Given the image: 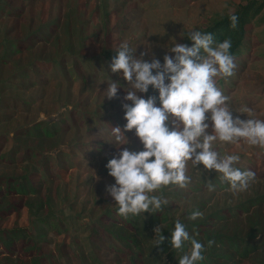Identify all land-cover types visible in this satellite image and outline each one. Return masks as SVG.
Here are the masks:
<instances>
[{"label": "rangeland", "instance_id": "rangeland-1", "mask_svg": "<svg viewBox=\"0 0 264 264\" xmlns=\"http://www.w3.org/2000/svg\"><path fill=\"white\" fill-rule=\"evenodd\" d=\"M102 1L27 0L17 4L32 21L16 22L17 18L4 9L8 1L0 0V178L18 183L31 181L38 192L32 197L34 208L25 207L13 213L4 219L3 228L26 229V235L42 247L43 257H53L55 264H60L58 260L61 264H74L69 256L85 251L87 234L96 230L92 223L99 224L98 218L107 207H118L106 192V186L115 183L106 165L118 155L116 145L111 143V128L123 129L126 125L122 104L131 101L123 100L127 81L122 74L111 72L113 58L108 50L115 57L119 45L127 42L138 57L147 52L144 59L150 62L154 53L163 63L165 54L175 56L168 50L176 42L186 44L184 38L189 32L204 30L219 16L233 14L247 2L107 0L111 15L102 21L96 12ZM51 22L63 27L58 36L51 31ZM20 23L22 28L17 30ZM38 28L45 34L39 33ZM249 28L253 47H245L243 70L228 85L230 103L234 116L264 119V23ZM31 32L34 41L43 40L37 37L49 39L43 40L44 44L26 41L31 47L29 52L13 51L14 45ZM107 32L112 38L104 50L105 43L98 39L106 41ZM221 78H217L218 87ZM112 80L119 82L121 88L117 97L109 100L104 92ZM139 95L158 97L159 93H154L150 86L147 94ZM110 102L117 108L111 109ZM99 106L102 111L97 113ZM245 107L252 111L240 114L239 110ZM61 108L65 110L59 111ZM42 113L48 117L46 120H39ZM53 113L58 115L53 117ZM108 116L112 122L93 132L99 128L95 127L97 119ZM42 132L53 136L37 138ZM125 135L131 143L121 148L143 150L135 130ZM214 147L222 154L240 155L236 166L255 172V180L246 191L234 193L221 174L205 170L202 164L198 170L189 163L187 174L192 182L188 188L168 186L155 193L168 200L164 208L169 218L184 223L186 213L233 208L264 194V148L243 140L218 141ZM209 183L215 186L214 190H209ZM47 192L51 199L48 215L47 208L39 210L37 205ZM1 206L4 203L0 200ZM78 241L83 245H78ZM62 244L72 247L70 254L60 259L64 255L60 250ZM104 257L110 259L111 254L105 253ZM26 262L30 264L32 259L19 264ZM0 264H5L1 255Z\"/></svg>", "mask_w": 264, "mask_h": 264}, {"label": "clouds", "instance_id": "clouds-1", "mask_svg": "<svg viewBox=\"0 0 264 264\" xmlns=\"http://www.w3.org/2000/svg\"><path fill=\"white\" fill-rule=\"evenodd\" d=\"M231 26L237 27L238 17L230 14ZM187 44L176 42L169 50L175 56L165 54L163 63L153 53L151 61L144 59L148 53L138 57L127 42L119 45L110 68L112 73L122 74L127 81L126 95L122 108L126 125L111 128L113 144L118 155L106 165L115 183L106 186V192L118 205L119 215L127 218L141 213L162 212L168 200L157 195L168 186L186 189L192 182L188 175V165L205 170H215L231 190L246 191L256 174L252 170H241L236 165L238 154H222L214 145L219 142L238 143L264 148V119H241L234 116L231 97L218 87V77H231L236 69L235 57L231 54L232 41L225 39L215 42L213 34L193 30L188 33ZM156 95L144 98L149 87ZM120 83H108L105 97L116 98ZM159 102V106H157ZM61 108L59 111H64ZM249 108H241L240 114L250 113ZM237 113V112H236ZM58 113H53V117ZM43 113L39 120H46ZM211 129V131H210ZM135 130V135L143 145L136 151L121 146L131 143L126 132ZM154 158V159H153ZM209 190L215 186L208 185ZM199 210L192 212L190 220L201 218ZM158 237L156 246L166 237L162 227L155 229ZM195 231V229H193ZM172 248L183 251L186 244L190 250L179 259V264H199L205 260V245L187 230L180 219L175 221L170 240ZM215 241H208L211 247Z\"/></svg>", "mask_w": 264, "mask_h": 264}, {"label": "trees", "instance_id": "trees-1", "mask_svg": "<svg viewBox=\"0 0 264 264\" xmlns=\"http://www.w3.org/2000/svg\"><path fill=\"white\" fill-rule=\"evenodd\" d=\"M5 11L16 19V22L27 21L31 18L26 12L18 6L17 3L27 0H7ZM8 4H12L9 6ZM110 1L103 0L97 5L96 12L102 21L109 19L111 15ZM264 0H247V2L239 6L233 13L238 17L237 27L231 26L230 14L219 16L211 25L206 27L202 32L213 34L215 42H223L225 39L232 41L230 49L231 54L235 57L236 69L234 75L227 78H221L219 87L229 95L231 88L229 83L234 82L237 75L243 70L242 56L245 47H253L252 38L249 40V32L252 24L255 26L264 23ZM22 25L19 24L17 30H21ZM51 31L61 32L62 26L57 22L50 23ZM39 33H43L42 28H38ZM16 32V29H14ZM108 31V30H107ZM104 37V31L102 32ZM105 48H108L111 42V34L106 33ZM257 37V34H256ZM34 33L31 32L26 39L20 40L15 44L13 51L18 54L29 52L31 42L44 44L48 41L45 38L34 41ZM84 38L83 41H86ZM186 44L191 47L193 42L188 39V34L184 38ZM28 41V44L26 43ZM82 41V42H83ZM256 41V40H255ZM30 42V43H29ZM103 47V46H102ZM103 50V52H104ZM110 58L111 50H108ZM107 59H109L106 56ZM219 81V80H218ZM122 89L120 93H123ZM109 107L116 104H108ZM101 106L96 108V112H100ZM106 109V108H105ZM103 109V113H105ZM96 130L98 132L102 127H106V122H111V117L98 118ZM100 120V122H99ZM91 131V130H90ZM53 134L50 132H42L37 138H50ZM105 147V145H104ZM31 181L18 183L13 179L0 178V200L4 206L0 207V255L4 257L5 264H19L22 260L32 259L30 264H55L53 257H43L42 247L37 246L31 238L26 235V229L22 228H3L4 219L8 218L15 212L34 208L32 197L38 193L37 189L31 184ZM43 199L37 204L38 209L47 208V215L50 213L51 199L46 194H42ZM203 213L201 218L190 220L188 217L192 213L185 214L184 224L187 226L189 233L205 245V260L199 264H264V194L256 197L248 198L233 208L218 210H199ZM99 224L92 223L96 228L95 233L89 232L84 244L85 251L76 252L69 256L74 264H179L180 257L190 250L191 245L186 244L183 251L172 248L171 232L174 230L175 221L169 218L166 209L163 206L162 212L141 213L140 215H129L127 218L119 215L118 207L107 209L98 218ZM162 227V234L166 237L165 241L156 246L158 237H156L154 229L157 226ZM195 229V231H193ZM215 241L209 247L208 241ZM78 245H83L79 241ZM71 244L60 245L63 250L60 259L71 252ZM111 254L109 259L104 254ZM51 257V258H50ZM72 257V258H71ZM109 259V260H108ZM61 264L60 260H58ZM26 262L25 264H28Z\"/></svg>", "mask_w": 264, "mask_h": 264}, {"label": "crops", "instance_id": "crops-1", "mask_svg": "<svg viewBox=\"0 0 264 264\" xmlns=\"http://www.w3.org/2000/svg\"><path fill=\"white\" fill-rule=\"evenodd\" d=\"M112 122V121H111ZM110 121H107L106 123H111Z\"/></svg>", "mask_w": 264, "mask_h": 264}]
</instances>
